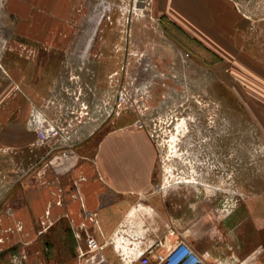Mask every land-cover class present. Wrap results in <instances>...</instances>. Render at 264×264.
<instances>
[{"label": "rangeland", "instance_id": "374dc122", "mask_svg": "<svg viewBox=\"0 0 264 264\" xmlns=\"http://www.w3.org/2000/svg\"><path fill=\"white\" fill-rule=\"evenodd\" d=\"M261 84L264 0H0V264H108L66 263L49 219L27 218L54 132L55 151H75L110 130L147 131L154 192L143 198L205 185L236 195L239 168L263 158Z\"/></svg>", "mask_w": 264, "mask_h": 264}, {"label": "crops", "instance_id": "0c3cea01", "mask_svg": "<svg viewBox=\"0 0 264 264\" xmlns=\"http://www.w3.org/2000/svg\"><path fill=\"white\" fill-rule=\"evenodd\" d=\"M254 118L264 146L263 111ZM76 135L85 139L89 132ZM6 137L0 131V202L8 187ZM58 141L46 144L48 162L35 169L44 181L27 185L25 208L29 219H49V244L70 251L64 254L66 263L89 260V254H81L87 249L83 237L93 233L99 242H109L104 253L111 264H135L147 250L151 258L166 254L179 242L205 264H264V147L259 150L263 158L239 168L236 195L205 185L186 194L174 189L143 198L154 192L156 148L147 131L110 130L96 146L84 142L77 152L72 147L55 151L52 144ZM69 151L77 155L71 163Z\"/></svg>", "mask_w": 264, "mask_h": 264}, {"label": "built area", "instance_id": "2783aa9c", "mask_svg": "<svg viewBox=\"0 0 264 264\" xmlns=\"http://www.w3.org/2000/svg\"><path fill=\"white\" fill-rule=\"evenodd\" d=\"M58 132H54L52 136L59 135ZM75 237L77 239H81L79 232H75ZM87 249L82 252V255L89 254L90 257L96 254L102 256L109 263L108 259L105 256L104 249L109 246V242H99L96 237H94L93 233H87L85 237H83ZM135 264H205L202 259L197 256L192 249L184 242H179L166 254L155 253L150 257V251L147 250L143 254L140 255L139 260Z\"/></svg>", "mask_w": 264, "mask_h": 264}]
</instances>
